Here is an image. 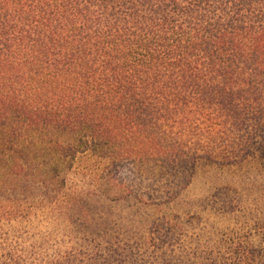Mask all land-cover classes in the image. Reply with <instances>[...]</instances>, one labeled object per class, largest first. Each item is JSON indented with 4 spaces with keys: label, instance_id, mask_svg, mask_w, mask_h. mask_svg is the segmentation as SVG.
<instances>
[{
    "label": "trees",
    "instance_id": "trees-1",
    "mask_svg": "<svg viewBox=\"0 0 264 264\" xmlns=\"http://www.w3.org/2000/svg\"><path fill=\"white\" fill-rule=\"evenodd\" d=\"M252 146L264 151V0H0V222L33 204L1 193L73 170L141 201L125 166L163 174ZM231 244L235 264L258 263L247 239Z\"/></svg>",
    "mask_w": 264,
    "mask_h": 264
},
{
    "label": "rangeland",
    "instance_id": "rangeland-1",
    "mask_svg": "<svg viewBox=\"0 0 264 264\" xmlns=\"http://www.w3.org/2000/svg\"><path fill=\"white\" fill-rule=\"evenodd\" d=\"M222 130L224 146L231 137ZM128 168L121 176L145 200H113L79 169L61 186L32 183L1 193L33 204L26 215L0 222V264H235L237 238L264 264L261 148L234 162L199 159L163 174Z\"/></svg>",
    "mask_w": 264,
    "mask_h": 264
}]
</instances>
